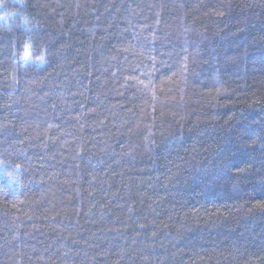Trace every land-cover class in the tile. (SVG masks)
<instances>
[{"label":"trees","instance_id":"16d2710c","mask_svg":"<svg viewBox=\"0 0 264 264\" xmlns=\"http://www.w3.org/2000/svg\"><path fill=\"white\" fill-rule=\"evenodd\" d=\"M0 264H264V0H0Z\"/></svg>","mask_w":264,"mask_h":264},{"label":"clouds","instance_id":"9594fccd","mask_svg":"<svg viewBox=\"0 0 264 264\" xmlns=\"http://www.w3.org/2000/svg\"><path fill=\"white\" fill-rule=\"evenodd\" d=\"M29 64H36V65H39V67H44L46 64V61L43 58H41L39 60H35V61H33L29 58L26 60L24 59V61L22 62V70H26V68Z\"/></svg>","mask_w":264,"mask_h":264},{"label":"snow or ice","instance_id":"6c2138e0","mask_svg":"<svg viewBox=\"0 0 264 264\" xmlns=\"http://www.w3.org/2000/svg\"><path fill=\"white\" fill-rule=\"evenodd\" d=\"M22 58L25 59V60L29 58L28 46H26L25 55Z\"/></svg>","mask_w":264,"mask_h":264}]
</instances>
